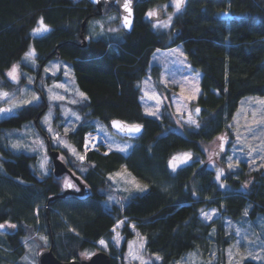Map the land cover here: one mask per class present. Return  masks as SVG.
<instances>
[{"label":"trees","instance_id":"obj_1","mask_svg":"<svg viewBox=\"0 0 264 264\" xmlns=\"http://www.w3.org/2000/svg\"><path fill=\"white\" fill-rule=\"evenodd\" d=\"M164 1L135 3L129 31L119 27L114 33L86 38L87 23L100 16L88 0H0V86L9 89L25 83L23 75L18 84L7 79L5 69L14 62L28 69L21 59L32 41L37 61L33 82L41 95L38 105H24L0 118V222L16 225L0 230V264H26L27 244L34 242L37 251L42 237L61 260L93 252L96 241L104 238L111 264H129L124 259L126 239L132 235L129 221L145 237L146 252L159 254L151 264H171L194 247L206 248L210 243L218 253L212 264H223L222 248L232 233L220 218L202 222L199 211L215 206L221 216L232 220L264 216L261 168L228 170L222 178L229 188H220L214 170L201 165L199 158L176 171L167 164L170 155L181 149L203 157L201 143L229 130L240 97L264 96V0H186L173 17L171 32L154 30L145 16L151 5ZM220 10L224 14H218ZM39 18L50 31L33 37L31 29ZM176 43L183 45L188 63L201 72L200 92L191 102L199 106L200 127L183 125L182 131L171 128L170 104H162L157 119L144 113L140 101V82L152 52ZM56 57L70 64L78 88L87 96L85 101L79 98L70 103L81 116L76 131L68 132L78 150L84 134L94 130V121L107 125L108 119L118 117L144 127L127 154L111 149L105 155L101 145L89 149L81 162L63 150L67 166L89 187L84 195L52 197L64 189L63 175L55 176L51 168L38 174L36 156L12 150L4 137L6 128L34 121L41 113L45 94L37 83L41 64ZM152 72L157 88L163 91L158 70ZM51 145L50 140L46 142L47 150ZM122 167L145 184L144 191L116 194L108 176ZM109 194L115 196L111 201ZM120 219H124L125 239L116 248L111 227ZM241 264L264 263L244 258Z\"/></svg>","mask_w":264,"mask_h":264},{"label":"rangeland","instance_id":"obj_2","mask_svg":"<svg viewBox=\"0 0 264 264\" xmlns=\"http://www.w3.org/2000/svg\"><path fill=\"white\" fill-rule=\"evenodd\" d=\"M105 6L106 5L102 7V12L99 13L100 16L98 18L90 20L87 23L86 38L96 37L107 33H114L109 29L112 28L118 29L119 27H121L118 12L116 10H115L116 12L111 11L107 9ZM158 9H161L163 11L162 18L158 20L167 21L169 15L172 16V20H173L174 15L177 13L175 8L172 6L171 0H166L164 2L155 3L154 5H151L146 10L145 16L149 10L157 11ZM224 12H225L224 10H220L218 11V14L222 15L224 14ZM117 15L119 21L115 22V20L117 19ZM110 17H114V19H110ZM40 19L41 18L38 19L37 23L31 29V35L33 37L43 34V33L41 34L33 33V29L39 27L38 22ZM172 20H171V26L168 28H163L158 26L154 27V25L157 23V20H152L151 26L154 30H165L167 32H171ZM30 49H34L32 41L29 43V46L25 51V53L28 52ZM25 53L23 54L21 61L28 65V69L23 70L21 68L20 62H14L7 69H5V76H6L7 71L10 70L12 65L14 64L19 65V71L26 79L25 83L22 86L12 87L9 89L0 86V90L7 91L10 94H13V99L16 102H19L22 99H31L32 92H35L41 99V95L38 93V91L34 86V83H36V81L33 82L34 80L33 70L37 67V61L35 59L36 62L35 65H33L30 60H25L24 59ZM54 65L60 66L59 71H57V69L53 67ZM65 65L67 66L68 69H70L68 76L64 75ZM41 66H42L40 69L41 79L37 83H39V85L43 87L45 92L43 98L44 108L41 110V113L39 112L40 114H38L37 117H35L34 121H25L19 127L6 128L4 131V137L6 138L8 146L12 150L23 151L26 153L34 154L36 156L35 167L37 169L38 174H45V172L40 167L41 162L44 161L45 158L47 160L46 162L47 172L50 168L52 169V164H50L51 159L48 154L45 138L47 139L49 138L52 144L51 146L59 150V156L60 157L63 156L64 159L62 160L65 163H67V160L65 154L63 153V150L67 149L69 151V149L63 147L62 145H60L59 143L55 142L52 139V134L47 131V125L43 121L45 120L46 117L50 116L51 126L54 129V131L60 134L61 139L66 144L75 147V144L69 139L68 133L67 135H65L64 129L65 127L75 128L79 120H76L75 115L68 114L67 116H65L64 113L66 111H69V113H75L76 115L80 116V114L71 106L70 101L73 99L78 101L80 97L77 95V91L79 92L82 91L78 88L75 82L71 66L68 62L56 57V58L48 59L46 62L41 64ZM45 68H50L51 71L46 73L44 71ZM152 69L158 70V82L161 86H163V91H160L157 88L155 84V79L153 78L154 71L152 72ZM52 73L55 74L53 75ZM197 73L199 74L198 77L196 75ZM200 75H201L200 70L193 68L188 63L184 53L183 45L181 43H176L166 48H156L151 54L147 73L140 82L141 83L140 100L143 105L144 113L146 114V109L151 111L156 110L155 107L156 101L149 98V96H151L152 94H156L161 100V104L159 108V117L161 116L162 104L165 102L170 104L174 115L173 117L174 124L172 125L171 128L177 131H182V126L187 125L184 123V120L188 118L189 114H191L192 118L195 120H197L199 114L195 111L197 108H199V106L195 103H191L194 100H187L185 99V97L193 95L195 93L196 88H199V92H200V85H199ZM29 77L32 78L31 82H29ZM6 78L9 79L7 76ZM145 81H147L146 84L144 83ZM162 81H166L167 84L165 85V83H162ZM55 84H64L67 87L68 91L54 87ZM182 89H183V95H181ZM20 90H26V91H20ZM168 90L169 92H167ZM145 92H147L149 96H145ZM199 92L195 93L196 98L198 97ZM57 93L63 95L66 99L63 101L51 100L50 97ZM39 100L34 101L33 104L38 105ZM262 100H264V96L261 94H246L240 97V99L238 100L237 107L229 121L228 124L229 130L225 131L224 134H219L218 135L219 137L216 139L201 143L203 157L201 156V154L195 153L192 150H185V149L176 150L170 155V157L167 160L168 167H169V161L173 156L185 152H190L192 154V159L199 158L200 161L201 160L204 161L203 164L200 163L201 165L212 168L214 170L215 177H216V167L224 168L225 173L229 170L227 168V164H228L227 157L229 156L233 158L232 162L234 165L236 164L237 161H239L238 166L234 167V169L231 171H235L239 167L240 168L242 167L248 171L261 168L264 172V104L259 103V101ZM55 102L58 103L60 102V103L59 105L55 106L54 105ZM11 107H12L11 101L0 100V108H11ZM178 107L181 109L182 117L181 115L177 114ZM18 108L13 109L11 113L15 112V110ZM9 114L10 113L0 115V118L3 116H7ZM178 120L180 121L179 123ZM94 124H95L94 131L101 133L103 140L100 142L97 148L90 147V149H99L101 145H104L106 148L104 152H107L109 151V148L107 147L109 143L112 144V149L115 150L117 149L118 146L127 145L128 146L127 151L123 152L127 154L129 150L137 143L135 139L120 137L119 135L111 131L107 127V125H105L102 122L94 121ZM101 128H103L104 130L100 131L99 129ZM43 134L45 135V138ZM221 137H226V142L224 143L223 152L219 151V145L222 142L220 140ZM40 141H43L42 145ZM83 143L84 142L82 140V145L80 150H78L75 147L77 151L80 152L81 155H84ZM14 144H19L20 147L13 148L12 145ZM216 150H218L219 155L218 156L213 155L212 159L215 162V167H213L209 163V154L215 152ZM242 164L244 165L242 166ZM125 169L126 168L122 167L118 171H115L110 175H113L117 172H124ZM133 177L135 178V182L139 183L141 186H145V184L140 179L133 176L128 170L126 171V173H124V179H127L128 181H131ZM64 178L71 179L68 174L66 173L63 174L62 177L63 188H64ZM110 181L113 184V187L116 190L117 195H119L121 192L128 194L135 191L131 183L125 184L123 182V179L119 177L115 178V182L113 180ZM248 181L249 179L247 180V182L243 183V186L248 185ZM221 182H223L226 185V187L224 188H229V184L226 183V181H224L223 178H221ZM110 196L113 199L115 197L113 194H109V197ZM213 209L216 210V215L213 217L212 220L216 218L218 219L220 218L223 222L224 227L232 233L228 242L222 248L221 253L223 257V264H241L244 258H252L258 262L264 263V251L261 250L262 245H264V216L259 215L257 216L256 219L232 220L227 216H221L219 210L215 206H209L202 210L204 212L211 213ZM202 210L199 211L198 213L199 219L202 222H210L202 218L201 215ZM121 220L124 221V219H120L118 221ZM118 221H116L111 227V231H112L111 242L116 248H120L125 239V235L122 232L123 225L116 228L115 232L113 231V228L117 225ZM0 223H4V222H0ZM133 225L135 226V223L133 221L128 222V227L131 230L132 235L128 239H126L124 259L127 262H129V264H136V263L140 264L139 260L132 259L128 255L129 242H132L134 246V250L138 247L140 243L144 244L143 249L140 250V254L142 255L144 260L150 261L151 263L153 261L158 260L156 259L157 256L159 257L158 253L148 254L146 252L145 237L140 233V231L136 228V226H135V230H133L132 227ZM237 232H239V235H237ZM117 233L119 234V238H120L119 246L116 245L115 240L113 239L114 237L117 236ZM137 233H139V236L137 235ZM100 240H104L106 242L104 238H99L96 241V248L94 251L104 250L105 252L108 253V246L107 248H105L103 245L99 243ZM30 241L29 243L27 241L28 244L26 247L27 251L25 252L24 255V262L26 264H39L37 260V253L42 247H48V240L43 239L39 241L37 246L41 245V248H39L37 251H35L36 244ZM229 249H231V256L229 255ZM85 252L89 253L88 251H84L82 253ZM249 253H251L252 255L249 256L248 255ZM34 254H35V258H34ZM217 255L218 253L216 251V245L210 243L207 245L206 248L200 246L194 247L193 249L185 252L181 257L173 261L171 264H212L217 259ZM79 256L86 257V256H82L81 254ZM255 257H260V258H255Z\"/></svg>","mask_w":264,"mask_h":264},{"label":"snow or ice","instance_id":"obj_3","mask_svg":"<svg viewBox=\"0 0 264 264\" xmlns=\"http://www.w3.org/2000/svg\"><path fill=\"white\" fill-rule=\"evenodd\" d=\"M171 3H172V6L175 8L176 12H179L182 8V6L186 3V0H171ZM132 0H122V6H123V9L124 11L127 13V15L123 16L122 18V25L123 27L125 28H130L131 27V24H132V20H131V17H132ZM225 15H227V13H225ZM146 16L148 18H152V17H157L158 16V12L156 10H149L147 13H146ZM110 19H114V17H110ZM171 20H172V16L169 15L168 16V19L167 21H163V20H157V23L154 25V27L158 26V27H163V28H168L171 26ZM39 27L33 29V33L34 34H41V33H46L48 31H50L49 27L44 23L43 21V18H41L39 20ZM110 31H117V29L115 28H112V29H109ZM35 50L34 49H30L28 52L25 53V57L24 59L25 60H30L32 62L33 65H35ZM54 68L57 69V71H59L60 69V66L59 65H54L53 66ZM44 71L46 73L50 72L51 69L50 68H45ZM69 72H70V69L67 68V66L65 65V71H64V75L65 76H68L69 75ZM53 75L55 73H52ZM22 74L20 73L19 71V65H12L10 70L7 71L6 73V76L9 78L10 81H12L13 83H19V80H20V76ZM197 77H198V73L196 74ZM32 81V78L29 77V82ZM145 84L147 83V81L144 82ZM162 83H165V85L167 84L166 81H162ZM54 87L56 88H61V89H64L65 91H68L67 87L64 85V84H55ZM20 91H26V90H20ZM199 92V88H196L195 89V93H198ZM193 94V95H190V96H186L185 99L187 100H195L196 99V94ZM77 95L80 97V100L82 101H85L87 100V96L85 95V93L83 92H79L77 91ZM181 95H183V89L181 90ZM145 96H149V94L147 92H145ZM150 99H153L156 101V110L155 111H151V110H148L146 109V114L149 115V116H153V117H156L157 119H159V108H160V104H161V100L160 98L156 95V94H152L151 96H149ZM40 99V97L35 93V92H32L31 94V99H22L20 100L19 102H16L14 99H13V94H10L9 92L7 91H3V90H0V100H9L11 101L12 103V107L11 108H0V115H3V114H8V113H11L13 109L15 108H18V107H22L24 105H28V104H31L33 103L34 101H38ZM51 100H56V101H63L65 100L66 98L63 96V95H60L59 93L53 95L50 97ZM78 101L73 99L70 101V103H77ZM259 103L261 104H264V100L262 101H259ZM197 113H199L200 109L197 108L195 110ZM65 116H67L68 114H72V115H75V118L76 120H80L81 117L79 115H76L75 113H69V111H66L65 113ZM177 114L181 115L182 117V113H181V109L178 107L177 108ZM51 117L48 116L45 118V120L43 121L46 125H47V131L49 133L52 134V139L59 143L60 145H62L63 147H66L69 149V151L71 152V154L73 156H75L78 160H80L81 162L84 161L85 159V155L87 153V151L91 148H97L98 144H99V141L96 137H93L91 133H88L85 135L84 137V155H81L80 152L77 151V149L75 147H72L68 144H66L60 137V134L58 132H55L54 129L52 128L51 126ZM180 121L178 120V123ZM184 123L187 124L188 126L192 127L194 126L195 128H199L200 125L199 123L197 122V120L193 119L191 114H189L188 118L186 120H184ZM112 127L116 128L119 132L121 133H124V134H128V135H133V134H137V133H140L141 130H142V125H139V124H124L120 121H112V124H111ZM100 131H103L104 129L101 128L99 129ZM69 131H72V132H75L76 129L74 127H65L64 129V133L65 135H67V133ZM239 139V137H238ZM220 140L222 141L221 144L219 145V151L220 152H223L224 151V143L226 142V137H221ZM41 145L43 144V141H40ZM13 148H19L20 145L19 144H14L12 145ZM107 147L109 148V150L112 149V144L109 143L107 145ZM127 148L128 146L125 145V146H118L117 147V151H120V152H126L127 151ZM108 153L106 152L105 155H107ZM213 155H216L218 156L219 155V152H212L209 154V163L215 167V162L213 161L212 157ZM60 159H64L63 156L59 157ZM228 159V164H227V168L229 170H233L234 167L238 166L239 164V161L236 162V164L234 165L232 160L233 158L231 156L227 157ZM192 160V154L190 152H185V153H181V154H178L176 156H173L170 161H169V167L172 169V171H176V169L178 167H180L181 165H186L189 163V161ZM46 158L44 161L41 162V169L45 172H47V169H46ZM199 163L203 164L204 161H199ZM81 172L85 171V169L81 168L80 169ZM126 169L124 170V172H117L113 175H109L108 179L109 180H113L115 182V178L119 177L121 179H123V182L125 184H128V183H131L133 185V188L137 191H144L146 186H141L139 183L135 182V178L133 177L131 181H128L127 179H124V173H126ZM130 175V174H128ZM222 177H225V169L224 168H220V167H216V181L219 183V186L220 188H224L226 187V185L221 182V178ZM79 183V181L77 180L76 183L73 182L72 179H69V178H64V187L67 188V189H74L76 191H79L80 189L77 187V184ZM244 187H247V185H244ZM125 190H128V189H125ZM195 194V193H193ZM113 198L110 196L109 197V201H111ZM117 203H119V201H117ZM121 207H123V205H121ZM201 215H202V218L204 220H207V221H211L213 219V217L216 215V210L213 209L211 211V213L209 212H204L202 210L201 212ZM245 215H247V211L245 212ZM124 221L121 220V221H118L117 222V225L113 228V231L115 232L116 231V228L120 227L121 225H123ZM16 225L15 224H11L9 223L8 221H5L4 223H0V230H3L5 228H15ZM133 230H135V226L133 225ZM137 235L139 236V233H137ZM237 235H239V232H237ZM42 239H46L44 237H42ZM115 240V243L117 246H119V243H120V238H119V234L117 233V236L113 238ZM99 243L101 245H103L105 248H107V244L104 240H100ZM239 243V242H237ZM144 247V244L143 243H140L138 245V247L134 250V246H133V243L132 242H129V253L128 255L132 258V259H135V260H139L140 261V264H151L150 261H147V260H144L142 255L140 254V250L143 249ZM262 251H264V245H262V248H261ZM82 256H86V257H89L92 255V253H81ZM229 255L231 256V249H229ZM249 256H251L252 254L249 253L248 254ZM255 258H260V257H255ZM156 259H159V257L157 256Z\"/></svg>","mask_w":264,"mask_h":264},{"label":"water","instance_id":"obj_4","mask_svg":"<svg viewBox=\"0 0 264 264\" xmlns=\"http://www.w3.org/2000/svg\"><path fill=\"white\" fill-rule=\"evenodd\" d=\"M90 3L94 4L97 8V13H101L102 12V7L104 5H108L112 8H114L118 14H119V19H120V24H121V28L124 29L125 31H129L130 28H125L122 25V18L123 16L127 15V13L124 11L123 6H122V0H88ZM140 1H145V0H132V17L131 20H133V7L134 4ZM158 12V16L157 17H152L149 18V20H158L162 18L163 15V11L161 9L157 10ZM85 23V20L82 22V25ZM132 26V24H131ZM112 121H120L124 124H139L142 125L141 123H130V122H126L118 117H113L108 119L107 121V126L108 128L113 131L114 133H116L117 135H119L122 138H129V139H134L139 137L144 130V127L142 125V130L140 133L137 134H133V135H128V134H124L119 132L116 128L112 127ZM46 142H48V139H46ZM215 152H218V150H216ZM48 154L50 156L51 159V164H52V173L55 176H61L64 173L68 174L69 177L73 180V182H77V180L79 181L78 188L80 189L79 191H76L74 189H67L64 187V189L58 193L57 195H53L52 197L55 196H64L68 193H75L77 195H84L87 194L89 192V187L81 181L80 177L78 175H75L73 173V171L67 166V164L60 159L59 157V150L55 147H52L48 150ZM37 260L39 264H111L110 262V257L109 254L107 252H105L104 250H97L92 252V255L89 257H74V258H70L68 260H61L58 259L50 246L48 247H42L38 253H37ZM138 264V263H136Z\"/></svg>","mask_w":264,"mask_h":264},{"label":"built area","instance_id":"obj_5","mask_svg":"<svg viewBox=\"0 0 264 264\" xmlns=\"http://www.w3.org/2000/svg\"><path fill=\"white\" fill-rule=\"evenodd\" d=\"M91 134H92V136H94V137L96 136L95 133H91ZM96 138H97V137H96ZM98 138L101 139V136H98ZM83 147H84V143H83Z\"/></svg>","mask_w":264,"mask_h":264},{"label":"bare ground","instance_id":"obj_6","mask_svg":"<svg viewBox=\"0 0 264 264\" xmlns=\"http://www.w3.org/2000/svg\"><path fill=\"white\" fill-rule=\"evenodd\" d=\"M93 137H94V136H93ZM95 137H97V139L100 140V139L98 138V135H96Z\"/></svg>","mask_w":264,"mask_h":264},{"label":"crops","instance_id":"obj_7","mask_svg":"<svg viewBox=\"0 0 264 264\" xmlns=\"http://www.w3.org/2000/svg\"><path fill=\"white\" fill-rule=\"evenodd\" d=\"M141 101V100H140ZM141 104H142V102H141ZM142 108H143V105H142ZM144 111V110H143Z\"/></svg>","mask_w":264,"mask_h":264}]
</instances>
